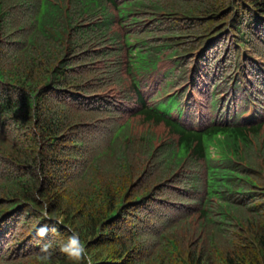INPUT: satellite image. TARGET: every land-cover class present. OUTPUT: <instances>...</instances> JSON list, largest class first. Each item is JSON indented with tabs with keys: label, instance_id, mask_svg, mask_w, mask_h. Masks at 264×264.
I'll list each match as a JSON object with an SVG mask.
<instances>
[{
	"label": "trees",
	"instance_id": "1",
	"mask_svg": "<svg viewBox=\"0 0 264 264\" xmlns=\"http://www.w3.org/2000/svg\"><path fill=\"white\" fill-rule=\"evenodd\" d=\"M73 232L264 264V0H0V264H72Z\"/></svg>",
	"mask_w": 264,
	"mask_h": 264
},
{
	"label": "clouds",
	"instance_id": "2",
	"mask_svg": "<svg viewBox=\"0 0 264 264\" xmlns=\"http://www.w3.org/2000/svg\"><path fill=\"white\" fill-rule=\"evenodd\" d=\"M49 232L47 225H40L36 228V235L44 238ZM51 244L44 243L40 252L36 256V264H49L52 255ZM60 250L65 253L72 261V264H93L92 258L88 255L85 242L80 238L79 234L73 232L60 241Z\"/></svg>",
	"mask_w": 264,
	"mask_h": 264
}]
</instances>
